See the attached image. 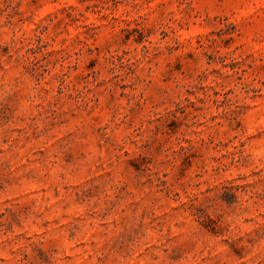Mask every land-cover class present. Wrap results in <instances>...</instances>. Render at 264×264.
I'll list each match as a JSON object with an SVG mask.
<instances>
[{
	"label": "clouds",
	"instance_id": "1",
	"mask_svg": "<svg viewBox=\"0 0 264 264\" xmlns=\"http://www.w3.org/2000/svg\"><path fill=\"white\" fill-rule=\"evenodd\" d=\"M0 264H264V0H0Z\"/></svg>",
	"mask_w": 264,
	"mask_h": 264
}]
</instances>
